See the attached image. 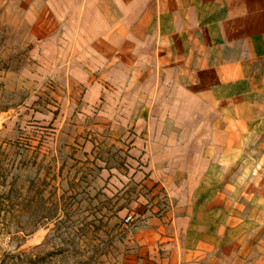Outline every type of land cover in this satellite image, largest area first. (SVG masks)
I'll return each mask as SVG.
<instances>
[{"label": "rangeland", "instance_id": "374dc122", "mask_svg": "<svg viewBox=\"0 0 264 264\" xmlns=\"http://www.w3.org/2000/svg\"><path fill=\"white\" fill-rule=\"evenodd\" d=\"M157 12L0 0V264H264V105L160 63Z\"/></svg>", "mask_w": 264, "mask_h": 264}, {"label": "crops", "instance_id": "0c3cea01", "mask_svg": "<svg viewBox=\"0 0 264 264\" xmlns=\"http://www.w3.org/2000/svg\"><path fill=\"white\" fill-rule=\"evenodd\" d=\"M155 2L148 47L160 63L173 60L175 72L200 76L225 97L232 87L251 88L264 105V0Z\"/></svg>", "mask_w": 264, "mask_h": 264}]
</instances>
